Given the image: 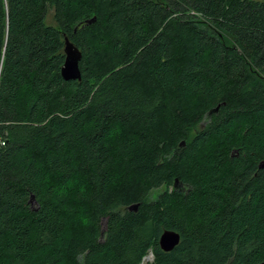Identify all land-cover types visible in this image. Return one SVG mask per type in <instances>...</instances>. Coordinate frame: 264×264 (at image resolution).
Listing matches in <instances>:
<instances>
[{"label": "trees", "instance_id": "trees-1", "mask_svg": "<svg viewBox=\"0 0 264 264\" xmlns=\"http://www.w3.org/2000/svg\"><path fill=\"white\" fill-rule=\"evenodd\" d=\"M0 63V264H264V0H0Z\"/></svg>", "mask_w": 264, "mask_h": 264}, {"label": "water", "instance_id": "water-1", "mask_svg": "<svg viewBox=\"0 0 264 264\" xmlns=\"http://www.w3.org/2000/svg\"><path fill=\"white\" fill-rule=\"evenodd\" d=\"M91 22L92 21H89V23ZM65 55H66V60L62 68V77L66 81H71V80L81 81L82 75H81L79 63L82 59V53L67 37L65 38ZM1 73H2V66L0 63V78H1ZM219 108L220 106L212 110L208 114L207 120H210L212 114L217 113ZM260 168H264V162L260 164ZM174 186L177 189L182 185L178 180H176ZM137 208L138 205H134L130 207L131 210L133 209L137 210ZM180 241H181V237L178 233L174 231L166 230L161 235L159 244L164 252H171L172 250L175 249V247L179 245Z\"/></svg>", "mask_w": 264, "mask_h": 264}, {"label": "rangeland", "instance_id": "rangeland-1", "mask_svg": "<svg viewBox=\"0 0 264 264\" xmlns=\"http://www.w3.org/2000/svg\"><path fill=\"white\" fill-rule=\"evenodd\" d=\"M48 23H53L52 19H51V16L48 17ZM164 189H159L158 191L154 192L153 194V198L157 197L159 193L163 192ZM105 224V223H104ZM154 261V255L152 252H150L148 254V256H146V259H145V262L144 264H152V262Z\"/></svg>", "mask_w": 264, "mask_h": 264}, {"label": "bare ground", "instance_id": "bare-ground-1", "mask_svg": "<svg viewBox=\"0 0 264 264\" xmlns=\"http://www.w3.org/2000/svg\"><path fill=\"white\" fill-rule=\"evenodd\" d=\"M2 66V65H1Z\"/></svg>", "mask_w": 264, "mask_h": 264}, {"label": "built area", "instance_id": "built-area-1", "mask_svg": "<svg viewBox=\"0 0 264 264\" xmlns=\"http://www.w3.org/2000/svg\"><path fill=\"white\" fill-rule=\"evenodd\" d=\"M145 262V261H144Z\"/></svg>", "mask_w": 264, "mask_h": 264}]
</instances>
